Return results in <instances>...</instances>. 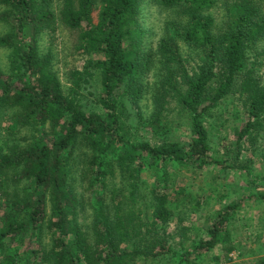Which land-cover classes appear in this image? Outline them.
Segmentation results:
<instances>
[{
	"label": "trees",
	"instance_id": "1",
	"mask_svg": "<svg viewBox=\"0 0 264 264\" xmlns=\"http://www.w3.org/2000/svg\"><path fill=\"white\" fill-rule=\"evenodd\" d=\"M148 6L160 16L159 40L145 63ZM61 26L78 32L77 49L95 71L72 72L67 93L40 45ZM0 49L8 53L0 66V264L227 262L240 203L224 208L208 237L174 246L173 222L176 233L186 229L172 205L170 167L249 171L242 142L264 123V0H0ZM95 77L97 112L78 99ZM143 94L153 112L135 137L124 118ZM232 95L248 121L227 166L214 156L206 119ZM172 104L188 114L189 143L172 136Z\"/></svg>",
	"mask_w": 264,
	"mask_h": 264
},
{
	"label": "rangeland",
	"instance_id": "2",
	"mask_svg": "<svg viewBox=\"0 0 264 264\" xmlns=\"http://www.w3.org/2000/svg\"><path fill=\"white\" fill-rule=\"evenodd\" d=\"M158 15L159 13L150 6L147 7L143 21L147 33L144 34L143 56L140 58L145 63L152 55L153 43L159 40L157 25L160 16ZM77 37L78 32L61 26L55 36L51 37L44 34L40 40L41 47L45 51L51 52L53 56L54 69L58 72L66 93L73 86L70 74L76 71L86 73L88 70L85 65L89 58L78 51ZM7 58L8 53L0 49V66L3 69L8 62ZM260 59L264 61V57ZM258 68L264 82V66ZM145 70L146 68L142 70L141 82L142 79L144 80ZM90 72L94 73L95 71ZM155 73L153 67V70L145 76V80L148 83L153 82ZM100 91V82L95 77L89 83L82 84L78 99L86 109L97 112L99 111L98 97ZM149 100V96L143 94L139 103L140 110L135 105L132 109L127 110L128 115L124 121L129 127L132 126L131 133L135 137L144 136L139 122L150 119L153 106ZM169 108L170 112L166 116L172 122L171 125L174 124L172 136L184 143H189L188 114L181 111L177 104H172ZM247 121L246 108L233 95L212 110L206 119V128L210 134L214 156L225 161L227 166L231 164V157L236 152L234 144L237 142L238 132L242 130ZM5 125L6 123L2 126ZM138 125L139 127H137ZM152 139L155 140V138ZM229 149L230 154L227 152ZM262 151H264V123L260 130L252 132L242 142L241 159L245 163L247 162L249 171L227 170L224 167L214 166L204 172L194 174L189 169L170 167L172 205L174 208H178L175 210L176 214L180 213L179 211L183 213H180V217L184 219L182 228L186 229L183 231L184 236L181 233H176L174 227L178 226V220L173 222L170 231L174 237V246L184 239L194 241L208 237V228L224 208L239 202V208L229 225L235 250L230 254L227 262L224 261L219 264H254L257 260L264 258V200L260 195L264 193ZM144 178L149 182L152 179L148 175H145ZM218 254H221V251L215 250L213 255L207 259L211 260L213 256ZM208 260L205 257V261ZM210 264H215V262L211 260Z\"/></svg>",
	"mask_w": 264,
	"mask_h": 264
}]
</instances>
